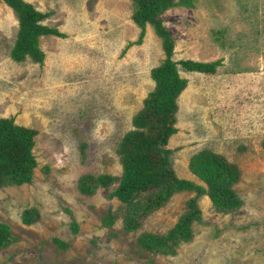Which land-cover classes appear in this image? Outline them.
<instances>
[{
  "label": "rangeland",
  "instance_id": "374dc122",
  "mask_svg": "<svg viewBox=\"0 0 264 264\" xmlns=\"http://www.w3.org/2000/svg\"><path fill=\"white\" fill-rule=\"evenodd\" d=\"M25 1L51 13L43 23L65 37L40 38L41 65L14 61L18 18L0 1V117L37 131L31 182L0 187V223L17 238L0 250V264H264V0H193L189 8L173 0L161 14L175 61L222 60L213 75L178 65L188 84L166 147L171 165L207 191L190 160L213 150L239 167L232 188L242 204L222 210L207 194L176 192L130 233L126 205L111 197L118 180L83 188L102 175L120 178L118 147L156 86L151 70L165 60L163 40L147 24L142 42L129 46L141 33L134 0ZM149 194L134 202L150 203ZM195 197L189 242L172 256L139 249L140 234L166 235Z\"/></svg>",
  "mask_w": 264,
  "mask_h": 264
},
{
  "label": "trees",
  "instance_id": "16d2710c",
  "mask_svg": "<svg viewBox=\"0 0 264 264\" xmlns=\"http://www.w3.org/2000/svg\"><path fill=\"white\" fill-rule=\"evenodd\" d=\"M0 1L13 9L19 23L11 58L20 63L30 57L41 65L45 54L39 45L40 38L65 37L57 28L43 23L51 13L39 11L25 0ZM192 1L181 0L179 4L189 8ZM175 5L173 0H134L132 18L140 27L141 33L138 41L131 42L129 46L142 42L146 26L150 24L163 40L165 60L151 70L156 86L144 100L143 108L133 117L134 130L126 133L119 144L118 154L123 166L120 178L102 175L96 179L95 184H88L83 188L85 192L92 193L98 186L106 188L116 180L119 181L111 197L126 205L123 228L125 233L138 230L141 222L163 206L176 192L196 190L198 194H207L215 206L222 210H232L242 204L232 188L239 181V167L213 150L204 149L190 160L191 171L206 182L207 191L189 180L179 179L171 165L172 151L166 147L169 138L178 131L175 127L179 110L178 98L188 84V80L180 75L178 65L186 72L203 74H215L217 67L222 65V60L177 62L173 59L174 41L163 24L161 14ZM36 135V130L16 124L13 116L0 117V187L31 182L37 166L33 153ZM144 192L150 193L152 201L144 205L134 202ZM196 201L197 197L189 201L190 211L166 235L149 232L140 234L137 238L139 249L154 255H174L180 244L187 243L192 238V225L199 213ZM32 221L26 211L24 222L29 225ZM78 228V224H72L75 232ZM16 241L10 226L0 223V250ZM54 242L59 247L67 246L59 239Z\"/></svg>",
  "mask_w": 264,
  "mask_h": 264
},
{
  "label": "crops",
  "instance_id": "0c3cea01",
  "mask_svg": "<svg viewBox=\"0 0 264 264\" xmlns=\"http://www.w3.org/2000/svg\"><path fill=\"white\" fill-rule=\"evenodd\" d=\"M202 62V61H201ZM213 75V74H212Z\"/></svg>",
  "mask_w": 264,
  "mask_h": 264
}]
</instances>
